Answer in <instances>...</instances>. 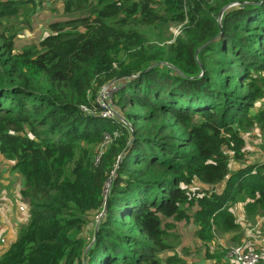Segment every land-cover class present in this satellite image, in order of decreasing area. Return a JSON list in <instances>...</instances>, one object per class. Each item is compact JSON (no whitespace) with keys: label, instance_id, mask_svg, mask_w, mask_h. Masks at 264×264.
I'll list each match as a JSON object with an SVG mask.
<instances>
[{"label":"trees","instance_id":"16d2710c","mask_svg":"<svg viewBox=\"0 0 264 264\" xmlns=\"http://www.w3.org/2000/svg\"><path fill=\"white\" fill-rule=\"evenodd\" d=\"M34 3L0 0V156L27 206L0 264H174L168 219L192 200L202 240L237 229L233 202L264 214V161L228 166L264 131V0H58L68 16L16 47ZM110 81L117 124L81 109Z\"/></svg>","mask_w":264,"mask_h":264},{"label":"rangeland","instance_id":"374dc122","mask_svg":"<svg viewBox=\"0 0 264 264\" xmlns=\"http://www.w3.org/2000/svg\"><path fill=\"white\" fill-rule=\"evenodd\" d=\"M58 7V0H43L40 3H36L35 0L34 6L30 7L26 15L28 27H20L21 16L9 20L7 25L15 33L16 47L35 43L48 33L47 23L49 21L66 18L68 15L62 14L58 10ZM169 31L173 37H176L180 33V27H171ZM119 115L122 117L117 110L116 116L121 118ZM117 120L119 119H113L115 124H117ZM241 136L244 143V160L235 162L229 158L228 166L230 171L237 170L253 161H258L262 153L264 131L262 132L257 127H251L242 130ZM225 151L226 153L228 152L227 150ZM229 156L231 155L229 154ZM10 167L11 162L0 156V218L7 214V212H10L12 215H19V220L17 219L15 223H10V225L8 223L1 225L0 223V239H4V232H11V228L13 227L18 229L27 219V206L19 200L17 195L18 188L22 184V177ZM223 187L224 181L214 185L210 190L220 193ZM187 189L190 191V197L194 199L204 194L201 190H209V187L199 181L193 180ZM226 203L228 202H222L221 204L225 205ZM19 207L22 209L19 210ZM196 208L197 203L192 200L191 205L186 207L185 217L181 221L168 219V222L172 223V226L167 230L166 239L171 249L166 254H173L177 257V261L174 264H230L226 253L231 247L241 245L248 250L264 245V237L259 232L260 222L264 219V214L258 216L257 212H246L242 202L236 201L227 207L233 214L234 220L238 223L237 229L223 232L220 228L216 229L213 225L210 240H202L195 235L197 225L192 215ZM9 242L5 239L3 242H0V253Z\"/></svg>","mask_w":264,"mask_h":264},{"label":"built area","instance_id":"2783aa9c","mask_svg":"<svg viewBox=\"0 0 264 264\" xmlns=\"http://www.w3.org/2000/svg\"><path fill=\"white\" fill-rule=\"evenodd\" d=\"M179 26V25H178ZM171 30V28H170ZM118 89V84L115 81H110L108 83L102 84L97 90L94 96V103L99 107L98 110H92L86 106L81 107L82 111L87 114H98L102 118L116 119V108L112 101L113 93ZM118 132L113 131L111 135L104 134L102 142L98 145L97 155L95 161L100 155L102 149L110 143L111 137L117 136ZM264 161V146L262 147V153L259 156ZM22 208L19 207V210ZM4 239H0L3 242ZM230 264H264V245L246 250L241 245H236L231 247L227 253Z\"/></svg>","mask_w":264,"mask_h":264},{"label":"crops","instance_id":"0c3cea01","mask_svg":"<svg viewBox=\"0 0 264 264\" xmlns=\"http://www.w3.org/2000/svg\"><path fill=\"white\" fill-rule=\"evenodd\" d=\"M15 215H12L10 212H7V214L3 215V217L0 218L1 225L7 224V223L10 225V223H13V222L15 223L17 219L19 220V215H16V216ZM21 215L24 216L22 213ZM1 225H0V228H1ZM16 230H17L16 227H13L11 228V232L9 233H7V231L4 232L3 238L9 242L10 240L13 239L14 233H16Z\"/></svg>","mask_w":264,"mask_h":264}]
</instances>
